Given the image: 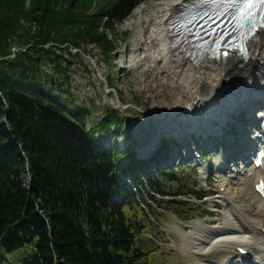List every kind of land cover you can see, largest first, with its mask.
<instances>
[{
	"label": "trees",
	"instance_id": "obj_1",
	"mask_svg": "<svg viewBox=\"0 0 264 264\" xmlns=\"http://www.w3.org/2000/svg\"><path fill=\"white\" fill-rule=\"evenodd\" d=\"M146 1L0 0V264H145L140 211L120 177L132 175L131 186L143 188L134 168L164 197L165 182L181 168L150 160L155 167L144 174L130 146L98 150L97 135L123 128L116 111L87 129V108L71 115L34 88L47 82L60 89L41 70L44 60L67 77L56 50L94 45L111 57L117 26ZM167 204L179 205L174 213L183 218L176 210L183 203Z\"/></svg>",
	"mask_w": 264,
	"mask_h": 264
},
{
	"label": "rangeland",
	"instance_id": "obj_2",
	"mask_svg": "<svg viewBox=\"0 0 264 264\" xmlns=\"http://www.w3.org/2000/svg\"><path fill=\"white\" fill-rule=\"evenodd\" d=\"M154 2L158 1L147 0L136 9L147 6L145 10L148 9L147 11L152 12L151 4H156ZM129 17L133 18V12ZM125 21L117 26L114 37L116 51L111 57L103 55L94 45H86L83 52L75 50L69 52L64 48L62 51L56 50V54L59 56L57 61L62 69L66 70L67 77L56 74L53 64L44 60L41 63V70L48 74L55 83V87L59 85L60 89H52L53 86L47 82L37 84L34 88L44 96L58 102L71 115L75 114L76 106L87 108L91 114L85 122L87 129L92 127L93 122L103 120L106 112L116 111L122 121L123 128L118 134L110 133L104 137L99 136L96 141L102 143L103 140L109 139L112 141L109 144L121 151L127 145L137 149L143 144V141L156 134L157 132L153 130L154 121H157L154 115L161 113L159 110L161 106L165 109L175 108L177 103L185 97L187 87L184 79H167L159 71H154L155 67L152 64L148 65L141 61L133 64L124 63L125 56L130 55L128 49L135 51V43L141 39L139 37L140 28L136 26L137 24L128 26ZM13 50L17 51L18 48ZM49 56L53 58V56ZM87 57L95 63V66ZM168 61L170 62V60ZM117 101L120 104H117ZM216 110L214 108L213 113L206 114L199 119V123H203L202 120L206 117L226 116ZM180 119L184 120V117ZM240 122L234 123L232 119L228 125H225V128L227 130L234 128L237 131L244 130L246 127H238ZM214 125L219 126L217 122L209 123V126ZM197 129L201 131V135L207 134L206 127H197ZM248 129L251 130L250 127H247V131ZM126 132L129 135L127 137L124 136ZM160 139L161 136L158 141ZM200 140L201 136L196 135L194 142L197 143ZM209 141H211V137H209ZM188 146L191 148L190 162L181 164L179 160H175L172 165L167 166L168 169H177L178 167L181 169L176 171V181L165 182L167 190L165 199L149 191L145 180H142L143 188L138 186L132 188L133 202L140 211L136 214V220L140 225L137 243L138 248L145 254V264H207L210 261H219L215 250H210L202 255L190 254L193 251L191 248L194 246V241L191 240L190 230L187 229V226L195 225L198 222H202L208 227L223 225V217L221 218L218 212L221 209L217 206L213 208L214 205L209 202L216 200L215 198L222 194L220 177L233 176L232 170L235 168H232V164L228 162L229 169L223 175L214 172L208 175L209 169L214 168L216 162L220 161L219 155L210 151L202 158L200 153L193 150L195 146L190 144ZM177 151L183 157L186 154L183 149ZM198 156L201 157L200 161H198ZM149 157L140 160L142 164H145L144 168L147 170L154 167L153 164L148 163ZM193 161L196 162L195 165ZM186 164L189 165L185 166ZM121 180L127 188L132 184V179L129 176L122 175ZM158 181L161 182V177ZM175 193H184V195H179L176 198L171 196ZM202 195L206 197L198 204H195L191 199V197ZM171 201L183 203L180 209H176L179 211L182 209L183 218L174 213V207L179 205L167 204ZM179 213L181 214V212Z\"/></svg>",
	"mask_w": 264,
	"mask_h": 264
},
{
	"label": "bare ground",
	"instance_id": "obj_3",
	"mask_svg": "<svg viewBox=\"0 0 264 264\" xmlns=\"http://www.w3.org/2000/svg\"><path fill=\"white\" fill-rule=\"evenodd\" d=\"M186 1L154 2L156 4H151L152 12L145 10L147 6H143L133 11L132 19L129 17L125 21L128 26L137 24L141 39L135 43V51L128 49L130 55L125 56L124 63L141 61L152 64L154 71H159L167 79L182 78L187 83V87L182 83L186 87V93H183L185 97L182 94L184 98L175 108L165 109L161 106V113L154 115L157 120L154 121V131L175 126L179 121H182L181 128L187 123V119L204 117V114L213 113L214 108L223 114L229 109L240 110L243 106H248L247 102L252 97L264 101V32L248 42L249 57L245 62L229 60L225 64H219L203 60L194 66L189 60L172 53L166 23L173 10ZM92 63L95 66L93 61ZM117 104H120L119 101ZM185 110L187 111L183 114ZM256 115L263 119L257 128L259 137H264V102H261ZM181 117L185 119L181 120ZM183 131L184 129L181 130ZM152 137L153 135L150 138ZM109 142L112 143L109 139L104 140L106 144ZM242 150L235 155L240 156ZM231 159L236 161L228 162L239 164L237 173L220 177L222 194L209 202L214 205L213 208L217 206L221 209L218 212L223 217V225L208 227L202 222L188 225L191 240L194 241L190 254L202 255L215 250L219 261L207 264H236L235 261L240 258L238 251L242 250L248 256L241 257L247 259L243 264H264V199L255 191L259 181H264V168L255 169L249 164L242 166L237 156H231ZM221 161L216 163L217 167L226 171L225 166L220 164ZM234 167L233 165L232 168ZM248 259L254 260V263H250Z\"/></svg>",
	"mask_w": 264,
	"mask_h": 264
},
{
	"label": "water",
	"instance_id": "obj_4",
	"mask_svg": "<svg viewBox=\"0 0 264 264\" xmlns=\"http://www.w3.org/2000/svg\"><path fill=\"white\" fill-rule=\"evenodd\" d=\"M183 114H185V112ZM174 127L175 126H172V127H169L168 126L167 128L164 127V129H161L159 131L158 130L157 131L155 130L157 133L156 134H153V137L152 138L146 139L145 140L146 142L143 141V144L141 146H139V148H137V152L140 153L143 156V154L146 153L151 148V146H154V143H155L154 142V139L157 137L158 134H162V133L169 134V133H172V132L175 131L174 130ZM152 142H153V144H152ZM109 147H110L109 144H106V143H103L102 142L101 147L99 148V150H104V149H107ZM111 200L112 201H116L117 198H112Z\"/></svg>",
	"mask_w": 264,
	"mask_h": 264
},
{
	"label": "snow or ice",
	"instance_id": "obj_5",
	"mask_svg": "<svg viewBox=\"0 0 264 264\" xmlns=\"http://www.w3.org/2000/svg\"><path fill=\"white\" fill-rule=\"evenodd\" d=\"M214 2H219V0H214ZM229 4L233 3L234 0H227ZM241 15L246 16L252 13L253 8L264 9V0H241ZM255 15V14H253ZM261 27H264V23L261 24ZM254 27L249 30V35L254 32Z\"/></svg>",
	"mask_w": 264,
	"mask_h": 264
}]
</instances>
